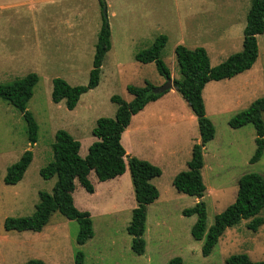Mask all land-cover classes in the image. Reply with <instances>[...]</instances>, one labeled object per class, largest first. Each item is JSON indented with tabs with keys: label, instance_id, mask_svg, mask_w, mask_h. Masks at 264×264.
<instances>
[{
	"label": "rangeland",
	"instance_id": "rangeland-1",
	"mask_svg": "<svg viewBox=\"0 0 264 264\" xmlns=\"http://www.w3.org/2000/svg\"><path fill=\"white\" fill-rule=\"evenodd\" d=\"M249 1L0 0V84L30 73L37 76L26 104L37 126L32 146L26 141L25 124L18 111L0 100V264H22L31 259L43 264H73L78 252L83 256L82 264H167L175 257L181 264H222L232 255L264 262V224L251 231L246 227L249 220L225 229L209 255L201 256L202 241H194L189 235L195 217L180 213L199 200L176 193L167 173L152 181L160 198L146 211L141 255L130 250L131 238L125 232L131 214L127 208L134 202L131 184L120 181L107 191L106 187H97L101 183L92 172L87 179L96 187V194L86 193L75 181L71 193L75 209L89 213L92 240L77 245L76 222L57 212L50 215L40 232L4 231L2 227L5 218L30 216L38 192L50 193L55 178L43 180L38 171L51 161L50 145L56 130L65 131L79 143L78 155L83 158L94 141L90 135L94 119L113 116L115 107L109 102L112 95L122 98L127 85L140 87L144 81L154 88L164 83L152 63L134 61L135 53L163 35L166 42L159 59L175 80L179 78L173 54L176 45L202 48L214 67L240 51ZM11 3L16 5L11 7ZM101 3L110 31V49L103 57L97 87L68 111L63 101H50L51 80L59 78L69 86L86 84L101 25ZM256 43L257 57L251 68L218 85L208 84L202 99L206 118L214 129V137L203 152L200 172L205 188L200 199L205 230L214 216L233 202L240 176L253 173L264 180V149L257 162H248L254 151L252 126L233 130L227 125L233 115L264 96V31L256 36ZM161 96L160 103L152 107L153 112L159 111L161 120L153 126L159 125L162 136L170 139L172 133L164 118L173 115L186 120L192 114L178 94L167 91ZM262 121L264 125V114ZM194 126H188L190 136H197ZM26 150L32 158L21 180L5 185L2 179L6 168ZM255 217L264 218V207Z\"/></svg>",
	"mask_w": 264,
	"mask_h": 264
},
{
	"label": "trees",
	"instance_id": "trees-1",
	"mask_svg": "<svg viewBox=\"0 0 264 264\" xmlns=\"http://www.w3.org/2000/svg\"><path fill=\"white\" fill-rule=\"evenodd\" d=\"M264 31V0H250L242 29L241 49L229 55L218 65L211 67L205 51L196 47L187 49L176 45L173 49L174 62L179 74L178 79L171 80L172 89L180 96L195 118L199 142L191 146L190 158L186 169L178 172L171 180L173 189L182 195L199 200L191 208L183 209L182 216H194L195 220L189 229V235L194 241H202L200 254L206 257L215 246L225 229L241 220H249L246 227L255 231L264 224V218L255 217L264 207V180L257 174H245L236 181V192L233 202L222 212L215 215L212 224L205 230V210L200 201L204 193L200 169L202 167V147L213 138L214 129L204 113L201 90L210 81L229 79L248 70L257 56L256 36ZM166 38L156 36L144 50L134 54L133 59L139 64L154 65L158 76L163 80L169 77V71L159 59ZM110 49V31L101 15V25L96 35L91 68L87 82L83 86H69L64 80H51L50 101L57 104L63 101L66 110L71 111L80 95L95 88L99 81L100 66L104 55ZM37 82L33 73L10 83L0 84V100L13 107L25 124L27 143L32 146L36 142L37 126L26 110V104L32 95V89ZM153 85L144 81L140 87L127 85L125 91L132 97L129 102L112 95L109 102L115 105L112 118H98L94 122L90 135L94 141L88 146L86 155H78L79 143L63 130H56L50 145L51 161L38 171L43 180L55 178L50 193L38 192V202L33 213L28 217L5 218L4 231L33 233L40 232L46 225L50 215L60 214L68 221L77 224L75 243L84 244L92 237L91 222L86 211H78L73 206L71 193L74 181L88 194L93 187L87 179L89 172L94 174L97 182H105L120 176L127 168L133 197L136 206L131 210L130 221L125 232L130 236V250L141 255L144 251L142 234L145 222L146 206L158 196L157 190L149 183L151 179L160 176V170L146 161L125 155L120 145V136L127 127L131 116L138 113L149 102L155 101L162 94L152 93ZM264 96L253 100L248 107L233 115L227 121L231 129L250 124L254 130V151L249 158V164L255 163L261 157L264 149ZM32 158L30 151H24L19 159L5 170L2 182L14 185L21 180ZM22 264H43L40 260L31 259ZM73 264H82V254L76 253ZM167 264H181L178 257L172 258ZM222 264H264L251 262L245 255H232Z\"/></svg>",
	"mask_w": 264,
	"mask_h": 264
},
{
	"label": "crops",
	"instance_id": "crops-1",
	"mask_svg": "<svg viewBox=\"0 0 264 264\" xmlns=\"http://www.w3.org/2000/svg\"><path fill=\"white\" fill-rule=\"evenodd\" d=\"M9 5H11V7H12V6H15L16 4L11 3ZM9 5H7V6H9ZM0 8H3V6L0 5ZM110 14H112V13H110ZM256 46H257V43H256ZM248 70H246V71H248ZM246 71H244V72H246ZM244 72H242V73H244ZM239 74H241V73H239ZM239 74H237V75H239ZM237 75H235V76H237ZM235 76H233V77H235ZM233 77H231L229 79H223L220 81H210V82L206 83L201 90V98L202 99L204 98V92L206 91L208 84L213 83L214 85H218L217 84L218 82L228 81V80L232 79ZM169 78L171 80L174 79L171 74H169ZM162 82H163V80H162ZM95 88H93L87 92L93 91ZM168 92L176 93L173 89L169 90ZM86 93H84V94H86ZM84 94L80 95L75 107L80 104V100L82 99V97H84L83 96ZM211 94H212V92H211ZM161 97H159V98H161ZM159 98L156 99L155 101L147 103L139 113H136L135 115L131 116L127 127L124 129V131L121 133V136H120V145L123 148L125 155L130 156V157H134L138 160H144V161L148 162L149 164L157 167L160 170V176L157 178L151 179L149 181V183L150 184L152 183L151 185H153L157 189L158 196L151 204L146 206L145 216H146V211H147L148 207L151 206L152 204L156 203L160 198V193H159L158 187L152 181L159 179L165 173H167L168 178H169L168 182L171 185L172 178L180 170H183V167H185V169H186V162L190 158L191 146L193 144L199 142L198 132H197V136L196 135H191V136L189 135L188 126L190 125V123H192L193 125L196 126L195 118L193 115H192V117L188 116V118L186 120L182 119L180 116H173V115L172 116L171 115L166 116L164 118V121L167 122L166 125L171 130L172 136L170 139L168 137L162 136V134L164 132V131H162L163 129H161L159 125L153 126L154 124L156 125V123H159L161 120L157 117L159 114V111H157V112L152 111V109H153L152 107H154L160 103ZM121 99L125 102H129L132 99V97L126 92V94ZM114 107H115V105H114ZM203 107H204V105H203ZM204 111H205V109H204ZM114 112H115V110H113V116H114ZM153 113H155V115L151 116ZM149 114H150V116L147 117V115H149ZM134 119H135V121H134ZM94 120L96 121V119H94ZM186 124H187V126H186ZM176 125H179V126H178V128L175 129ZM246 125H250V124H246ZM246 125H244L242 127H245ZM93 126H94V123H93ZM70 127H72V126L70 125ZM242 127H240V128H242ZM240 128H237V129H240ZM233 130H235V129H233ZM213 137H214V134H213ZM173 139L175 141L174 143H173ZM212 139L210 141H208L207 143H205L202 147V151H201L202 167H201V169L204 167V165H203L204 164L203 163L204 149H205L206 145H208L212 141ZM201 169H200V172H201ZM200 175H201V173H200ZM127 180H128L129 185H130L131 181H130L129 173H128L127 168H125V171L123 172L122 175L117 176L111 180L101 182L100 186L98 185L97 187H106L107 191H111L114 188L115 183L120 182V181H127ZM97 183H99V182H97ZM92 187H93V192L91 194H96V187H94V186H92ZM204 191H205V188H204ZM132 193H133V191H132ZM133 199H134V197H133ZM195 201H197V199H195ZM135 206H136V204L134 201L133 204L130 205L127 209L130 210V212H131V210ZM89 218H90V216H89ZM144 229H145V222H144ZM143 233H144V230H143ZM92 239H93V232H92V237L89 240H92ZM89 240H87V241H89ZM82 262H83V256H82Z\"/></svg>",
	"mask_w": 264,
	"mask_h": 264
},
{
	"label": "water",
	"instance_id": "water-1",
	"mask_svg": "<svg viewBox=\"0 0 264 264\" xmlns=\"http://www.w3.org/2000/svg\"><path fill=\"white\" fill-rule=\"evenodd\" d=\"M101 10H102V15L104 16V5L102 3H101ZM171 89H172L171 79L168 77V78L164 79V83L162 85H160L156 88H153L152 93L161 94V93L169 91Z\"/></svg>",
	"mask_w": 264,
	"mask_h": 264
}]
</instances>
